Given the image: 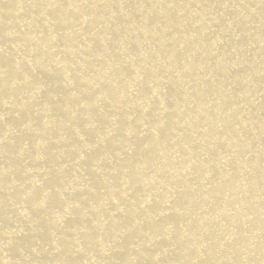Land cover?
<instances>
[{"label":"bare ground","instance_id":"obj_1","mask_svg":"<svg viewBox=\"0 0 264 264\" xmlns=\"http://www.w3.org/2000/svg\"><path fill=\"white\" fill-rule=\"evenodd\" d=\"M0 264H264V0H0Z\"/></svg>","mask_w":264,"mask_h":264}]
</instances>
